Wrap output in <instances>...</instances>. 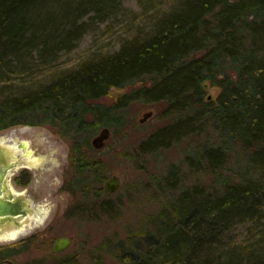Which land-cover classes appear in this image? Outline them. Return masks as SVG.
Wrapping results in <instances>:
<instances>
[{"label": "trees", "instance_id": "16d2710c", "mask_svg": "<svg viewBox=\"0 0 264 264\" xmlns=\"http://www.w3.org/2000/svg\"><path fill=\"white\" fill-rule=\"evenodd\" d=\"M138 2L146 27L113 52L60 68V53L90 24L135 15V8L121 0H0V131L47 124L66 137L81 212L107 214L111 203L87 191L100 173L91 137L107 126L112 138L135 123L131 103H164L170 124L141 148L204 131L209 184L181 191L175 219L159 220L157 238L146 234L150 250L122 251L119 264H264V0ZM206 84L219 87L215 100ZM128 86L102 100L112 87ZM234 148L242 154L237 181L224 175ZM244 221L257 234L230 237V227Z\"/></svg>", "mask_w": 264, "mask_h": 264}, {"label": "rangeland", "instance_id": "374dc122", "mask_svg": "<svg viewBox=\"0 0 264 264\" xmlns=\"http://www.w3.org/2000/svg\"><path fill=\"white\" fill-rule=\"evenodd\" d=\"M121 1L125 7L135 8V15L126 13L125 17L112 22L90 24L74 48L60 53V68H69L92 55L113 52L124 40L147 26L148 19L140 17L138 0ZM130 27L134 30L129 31ZM135 85L138 83L132 86ZM129 88L112 87L102 100L110 103ZM219 91V87L206 84L209 99L215 100ZM163 109L162 102L154 106L131 103L127 116L135 123L110 138L107 146L97 153H90L99 162L100 173L87 191L94 201L111 203L112 213L107 214L99 212L98 208L81 212L84 200L74 183L70 143L66 137L47 124L14 125L1 130L0 136L15 138L16 143L25 142L28 146L30 156L27 159L34 162L30 170L29 191L33 196L30 199L40 211L31 216L27 226L22 225L25 230L31 229L30 234H20L15 237L17 239L0 237V247H13L12 243L25 239L16 247L30 251H0V256L11 254L15 264H119L118 256L122 251H149L152 244L146 234L157 238L159 220L175 219L181 191L197 183L206 187L210 179L208 171L202 168L204 165L207 168L200 150L208 141L204 131L182 135L176 144L171 140L168 144L153 146V151L149 147L141 148L142 141L170 124L168 118L162 117ZM148 110L153 111L152 115L140 122ZM234 149L230 169L224 175L229 173V178L237 181L235 162L242 154ZM113 174L119 176L120 185L116 191L107 193L103 190V181ZM7 183L13 191L19 189L13 175L8 177ZM40 212L43 214L38 215ZM34 218L40 221L35 222ZM262 221L264 223V219ZM46 233L48 237H44ZM256 234L250 221L234 224L228 232L230 237L240 241ZM61 235L72 238L65 251H44L51 249L52 240Z\"/></svg>", "mask_w": 264, "mask_h": 264}, {"label": "water", "instance_id": "95a60500", "mask_svg": "<svg viewBox=\"0 0 264 264\" xmlns=\"http://www.w3.org/2000/svg\"><path fill=\"white\" fill-rule=\"evenodd\" d=\"M209 95L207 98H210ZM153 111L143 113L140 122L145 121L152 115ZM111 136L109 127L100 128L90 139V144L97 150L102 149ZM4 136H0V235L12 228L25 225L37 211L30 197L25 192H14L9 187L7 180L12 172L23 165H28L27 158L30 152L25 142L15 143ZM120 185V178L113 174L103 181V190L111 193L117 190ZM70 243L69 237H59L53 248L62 250ZM0 264H12L10 260L0 261Z\"/></svg>", "mask_w": 264, "mask_h": 264}, {"label": "flooded vegetation", "instance_id": "af4514ba", "mask_svg": "<svg viewBox=\"0 0 264 264\" xmlns=\"http://www.w3.org/2000/svg\"><path fill=\"white\" fill-rule=\"evenodd\" d=\"M11 140V139H10ZM14 141H15V139H13ZM27 162H28V165H23V166H20V167H18V168H16L13 172H12V174L11 175H13L14 176V180H15V183H16V185L19 187V189L18 190H15L14 189V192H25V194H27L28 196H30V198H31V196H32V193H30V187H29V183H30V180H31V173H30V170H31V167H33V165H34V162H32L31 160H27ZM27 174H29V176H30V178H28V180L25 182V183H21V182H18L17 181V179H18V177H22V176H24V177H26L27 176ZM13 191V190H12ZM32 198H33V196H32ZM39 209L37 208V211H38ZM40 211V210H39ZM41 214V213H40ZM33 218V217H32ZM34 221L35 222H38V221H40L38 218H34ZM32 224V223H31ZM28 224H25L24 226H27ZM21 229V228H23V226H20V227H17V228H12V230H9V231H13V230H17V229ZM8 231V232H9ZM46 232V231H45ZM5 233V232H4ZM25 233V235H27V234H30L31 233V229H29V230H25L24 232H23V234ZM48 233H46L45 234V236L44 237H48V235H47ZM63 236H65V237H69L70 238V243H71V241H72V238L69 236V235H61V236H58V237H56L55 239H53L52 240V243H51V249L50 248H48V249H45L44 251H52L53 253H60V252H62V251H65L68 247H69V245H70V243H69V245L66 247V248H64V249H62V250H55L54 248H53V246H54V243H55V241L59 238V237H63ZM19 238V237H18ZM27 238V237H26ZM17 239V238H16ZM25 239H22V240H19V241H16V242H14V243H12L13 244V247H9V248H6L5 249V247H0V251H30V250H28V248H17L16 247V245L17 244H21V243H23V241H24ZM43 251V250H42ZM3 260H10L11 262H12V264H15V259H14V256H12L11 254H7V253H5V254H2L1 256H0V261H3Z\"/></svg>", "mask_w": 264, "mask_h": 264}, {"label": "bare ground", "instance_id": "6f19581e", "mask_svg": "<svg viewBox=\"0 0 264 264\" xmlns=\"http://www.w3.org/2000/svg\"><path fill=\"white\" fill-rule=\"evenodd\" d=\"M10 137V136H9ZM12 137V136H11ZM15 139V138H14ZM11 140H13V139H11ZM14 143H15V141H13ZM102 180V179H101ZM43 211V210H42ZM41 213V212H40ZM40 213H38V215L40 214ZM43 214V213H42ZM41 214V215H42ZM25 231V228H19V229H17V230H13V231H10V232H5V233H3L2 235H0V237H2V239L5 237L6 239L8 238V237H10L11 239L14 237H16V236H18V235H20V234H23V232ZM25 234V233H24ZM13 238V239H14ZM16 239V238H15Z\"/></svg>", "mask_w": 264, "mask_h": 264}]
</instances>
